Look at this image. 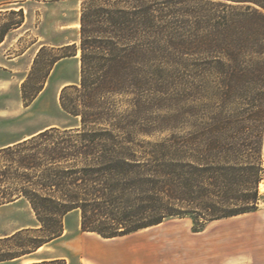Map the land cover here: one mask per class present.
Segmentation results:
<instances>
[{
	"label": "trees",
	"instance_id": "1",
	"mask_svg": "<svg viewBox=\"0 0 264 264\" xmlns=\"http://www.w3.org/2000/svg\"><path fill=\"white\" fill-rule=\"evenodd\" d=\"M79 80L50 126L0 148V206L37 225L0 238V262L80 230L123 237L172 217L207 223L258 210L264 181V0H82ZM70 45L63 46L65 48ZM33 60L38 87L75 52ZM41 58V59H40ZM25 82V81H24ZM28 264H66L63 258Z\"/></svg>",
	"mask_w": 264,
	"mask_h": 264
},
{
	"label": "rangeland",
	"instance_id": "2",
	"mask_svg": "<svg viewBox=\"0 0 264 264\" xmlns=\"http://www.w3.org/2000/svg\"><path fill=\"white\" fill-rule=\"evenodd\" d=\"M32 2L37 5L36 24L45 43L41 58L69 52L76 55L54 64L33 100L22 96L23 83L27 95L39 85L38 75L26 82L30 70L19 87L16 80L0 94V108L5 106L10 112L5 123L9 129L6 139L12 141L46 126L78 124L76 118L60 108L59 93L65 82L79 80L82 0ZM34 12V9L28 10L27 27L35 20ZM26 40L30 37L26 36ZM65 42H70L67 44L70 46H57ZM260 191L263 195L257 211L211 221L199 231H194L189 217H172L123 237L103 238L82 232L80 214L73 211L64 217L63 234L30 257L58 256L65 259L66 264H264V188ZM25 224H37L25 200L0 206V238L13 234L9 233ZM11 245L12 242L1 241L0 253ZM0 264H22V261L18 258Z\"/></svg>",
	"mask_w": 264,
	"mask_h": 264
},
{
	"label": "crops",
	"instance_id": "3",
	"mask_svg": "<svg viewBox=\"0 0 264 264\" xmlns=\"http://www.w3.org/2000/svg\"><path fill=\"white\" fill-rule=\"evenodd\" d=\"M32 1L35 0H0V94L3 95L4 91L12 87L13 82H16L17 87L26 78L28 71L31 69L33 60L45 43L42 42V35L38 31L37 19V5ZM34 9L33 24L29 27L26 26L28 17V10ZM30 15L32 12H29ZM35 22V23H34ZM26 36L30 37V40H26ZM70 42H65L57 46L67 45ZM23 75L21 76V74ZM72 82H65L62 86L70 84ZM61 86V87H62ZM9 109L0 108V148L11 145L15 142L23 140L38 131L50 127L46 126L40 128L29 134H24L15 140L6 139L9 129L6 127V121L8 120ZM264 144V143H263ZM264 150V145H263ZM20 200V199H19ZM18 201V200H17ZM16 202V201H15ZM10 204V203H9ZM7 205V204H6ZM5 206V205H3ZM37 225V224H36ZM33 224H25L9 234L27 227H34ZM59 238V237H58ZM57 238V239H58ZM56 240V239H55ZM55 240L49 242L51 244ZM46 245V244H45ZM44 246V245H43ZM38 248L35 252L41 249ZM35 252L19 257L22 264H27L31 261L39 259H47V257L33 258ZM50 258H60L58 256ZM15 258L13 260H16Z\"/></svg>",
	"mask_w": 264,
	"mask_h": 264
},
{
	"label": "bare ground",
	"instance_id": "4",
	"mask_svg": "<svg viewBox=\"0 0 264 264\" xmlns=\"http://www.w3.org/2000/svg\"><path fill=\"white\" fill-rule=\"evenodd\" d=\"M79 55V53H78ZM264 145V144H263ZM264 188V182L262 181L260 184H259V189L262 190Z\"/></svg>",
	"mask_w": 264,
	"mask_h": 264
}]
</instances>
